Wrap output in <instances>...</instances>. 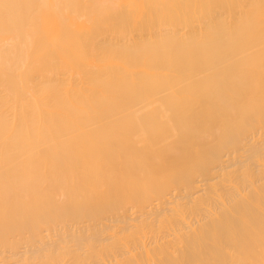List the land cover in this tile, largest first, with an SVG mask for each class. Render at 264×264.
<instances>
[{"label":"bare ground","instance_id":"6f19581e","mask_svg":"<svg viewBox=\"0 0 264 264\" xmlns=\"http://www.w3.org/2000/svg\"><path fill=\"white\" fill-rule=\"evenodd\" d=\"M0 264H264V0H3Z\"/></svg>","mask_w":264,"mask_h":264},{"label":"snow or ice","instance_id":"6c2138e0","mask_svg":"<svg viewBox=\"0 0 264 264\" xmlns=\"http://www.w3.org/2000/svg\"><path fill=\"white\" fill-rule=\"evenodd\" d=\"M11 7H14V6L10 5V4H7V3H4L3 0H0V8L7 10V9H9Z\"/></svg>","mask_w":264,"mask_h":264}]
</instances>
